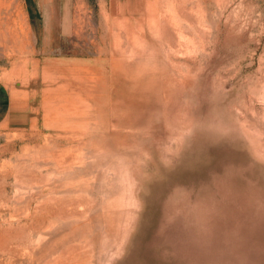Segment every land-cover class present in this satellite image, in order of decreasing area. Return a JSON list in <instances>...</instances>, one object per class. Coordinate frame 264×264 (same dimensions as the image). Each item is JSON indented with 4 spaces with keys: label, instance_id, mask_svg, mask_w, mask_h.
<instances>
[{
    "label": "rangeland",
    "instance_id": "obj_1",
    "mask_svg": "<svg viewBox=\"0 0 264 264\" xmlns=\"http://www.w3.org/2000/svg\"><path fill=\"white\" fill-rule=\"evenodd\" d=\"M0 264H264V0H0Z\"/></svg>",
    "mask_w": 264,
    "mask_h": 264
},
{
    "label": "crops",
    "instance_id": "obj_2",
    "mask_svg": "<svg viewBox=\"0 0 264 264\" xmlns=\"http://www.w3.org/2000/svg\"><path fill=\"white\" fill-rule=\"evenodd\" d=\"M1 88H2V86L0 84V123L2 122V120H4L7 117V114H6L7 109L5 110L3 108V105L5 103V100H4L3 93H1L2 92V89Z\"/></svg>",
    "mask_w": 264,
    "mask_h": 264
}]
</instances>
